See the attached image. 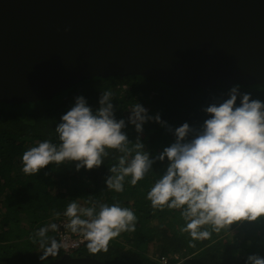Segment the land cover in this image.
Returning a JSON list of instances; mask_svg holds the SVG:
<instances>
[{"label":"trees","instance_id":"trees-1","mask_svg":"<svg viewBox=\"0 0 264 264\" xmlns=\"http://www.w3.org/2000/svg\"><path fill=\"white\" fill-rule=\"evenodd\" d=\"M239 84L242 91L252 93V98L264 100V82ZM229 87L161 82L138 74L109 75L85 78L42 100L0 101V264H42L60 258L64 254L61 248L58 255L41 260L43 248L35 233L50 219L68 218L64 212L72 201L84 207L90 206V201L119 202L122 207L133 209L137 216L135 230L112 238L106 252L93 253L86 241L73 255L114 264H156V254L165 255L171 264H245L250 254L264 257V218L233 222L220 232H212L207 239L190 243L191 237L181 231L185 221L179 210L155 209L146 198L162 171L159 163L135 186L126 178L122 192L109 190L104 183L109 169L118 162L120 153L115 150L93 169L81 167L77 171L75 162H68L50 163L37 174L22 171L25 150L44 139L59 142L54 128L77 95H83L95 110L101 92L111 90L117 119H126L131 106L139 102L150 114L159 112L173 126L184 121L198 125L205 118L202 107L225 98ZM125 131L129 139L136 138L131 125ZM140 138L153 153L172 140L154 121L144 125ZM151 173L155 178H150ZM48 235L59 243L55 230H49Z\"/></svg>","mask_w":264,"mask_h":264},{"label":"water","instance_id":"water-1","mask_svg":"<svg viewBox=\"0 0 264 264\" xmlns=\"http://www.w3.org/2000/svg\"><path fill=\"white\" fill-rule=\"evenodd\" d=\"M130 74L199 87L263 83L264 0H0V101ZM42 264L114 263L64 253Z\"/></svg>","mask_w":264,"mask_h":264},{"label":"clouds","instance_id":"clouds-1","mask_svg":"<svg viewBox=\"0 0 264 264\" xmlns=\"http://www.w3.org/2000/svg\"><path fill=\"white\" fill-rule=\"evenodd\" d=\"M113 92H101L93 108L83 95L61 115L54 130L58 143L39 141L22 154V171L37 174L50 163L75 162V169L99 167L110 151L120 153L104 181L106 188L124 191L126 178L135 186L159 163L162 171L146 193L153 208L179 210L185 221L181 231L191 242L207 239L237 221L264 218V100L252 98L237 82L226 97L202 107L205 118L198 125L184 121L173 126L159 112L150 114L134 103L127 118L117 119ZM154 121L172 140L158 152L145 148L140 134ZM131 125L137 136L129 139ZM90 206L70 202L64 215L67 227L83 233L93 252L107 251L108 242L124 231H134L137 216L119 202L90 201ZM59 215V213H57ZM57 225L40 227L35 236L43 251L40 259L58 255L60 245L48 235ZM65 253V252H64ZM73 255V253H71ZM245 264H264V257L250 254Z\"/></svg>","mask_w":264,"mask_h":264},{"label":"built area","instance_id":"built-area-1","mask_svg":"<svg viewBox=\"0 0 264 264\" xmlns=\"http://www.w3.org/2000/svg\"><path fill=\"white\" fill-rule=\"evenodd\" d=\"M67 221L65 218L58 219L59 223L57 224V229L55 232L59 236L60 248L65 253L71 254L80 248L87 240L83 233L72 232L71 229L67 227ZM153 259L156 264H171L170 260L165 255L156 254Z\"/></svg>","mask_w":264,"mask_h":264},{"label":"rangeland","instance_id":"rangeland-1","mask_svg":"<svg viewBox=\"0 0 264 264\" xmlns=\"http://www.w3.org/2000/svg\"><path fill=\"white\" fill-rule=\"evenodd\" d=\"M150 178H152V179L155 178V174H154V173H151ZM58 187H59V186H58ZM65 219H66V221L69 220L68 218H65ZM67 222H68V221H67ZM52 223H55V224L57 225L59 222H58V220L53 221V220L50 219L48 225H50V224H52ZM25 227H29L28 224H26ZM151 253H152V251H151ZM149 255H150V254H149Z\"/></svg>","mask_w":264,"mask_h":264}]
</instances>
